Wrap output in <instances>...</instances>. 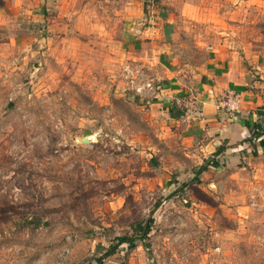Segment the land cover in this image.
I'll list each match as a JSON object with an SVG mask.
<instances>
[{
    "label": "rangeland",
    "instance_id": "1",
    "mask_svg": "<svg viewBox=\"0 0 264 264\" xmlns=\"http://www.w3.org/2000/svg\"><path fill=\"white\" fill-rule=\"evenodd\" d=\"M82 3L73 27H52L56 9L0 42V264H99L120 239L103 264H264V186L200 172L124 43L134 10ZM260 18L240 33L264 51ZM180 37L193 86L217 44ZM129 65L154 94L133 88Z\"/></svg>",
    "mask_w": 264,
    "mask_h": 264
},
{
    "label": "crops",
    "instance_id": "2",
    "mask_svg": "<svg viewBox=\"0 0 264 264\" xmlns=\"http://www.w3.org/2000/svg\"><path fill=\"white\" fill-rule=\"evenodd\" d=\"M98 1L0 0L1 46L5 28L17 27L18 19L34 23L44 18L45 12L59 9L61 19H54L52 27L69 28L75 25V13H86V8L83 12L76 9L78 2L91 5ZM120 2L123 10H134L123 13L129 25L124 41L127 50L144 67L153 69L159 85L155 105L162 106L176 122L174 134L189 155L202 159L207 168L202 173L208 177L226 175L230 188L244 186L245 177L264 186V51L255 47V38L248 40L240 33L247 25L261 26L264 0H158L154 5L120 0L105 1L103 7L113 8L111 4ZM248 12L254 20L246 24ZM115 15L118 11L103 14L109 19ZM181 35L206 46L217 44L207 47L206 61L198 69L193 86L188 84L189 72L179 61L177 43ZM230 93L241 97L239 110L234 113L219 110ZM175 108L183 115L173 117ZM211 185L216 186L213 181ZM225 196L229 199L231 195Z\"/></svg>",
    "mask_w": 264,
    "mask_h": 264
},
{
    "label": "built area",
    "instance_id": "3",
    "mask_svg": "<svg viewBox=\"0 0 264 264\" xmlns=\"http://www.w3.org/2000/svg\"><path fill=\"white\" fill-rule=\"evenodd\" d=\"M108 2L120 1V0H104ZM143 4L154 5L158 0H139ZM126 71L130 76H134L132 79L133 88L139 94H154L156 92V85L153 80L147 78L144 74H142V70H136L131 68V66L126 67ZM135 73L137 74L135 76ZM241 103V97L239 95L230 93L226 96L225 100L222 102V105L219 106V110H224L226 112L234 113L239 110V106Z\"/></svg>",
    "mask_w": 264,
    "mask_h": 264
},
{
    "label": "trees",
    "instance_id": "4",
    "mask_svg": "<svg viewBox=\"0 0 264 264\" xmlns=\"http://www.w3.org/2000/svg\"><path fill=\"white\" fill-rule=\"evenodd\" d=\"M175 111H177V113H176V115L174 114V112H172L171 113V115L174 117H180L181 115H183V112H181L179 109H177V108H175ZM207 170V168L206 167H202L201 169H200V172H204V171H206ZM143 236H146V232L144 233V235ZM125 242H128V243H130V240L128 241V239L126 240V239H120L119 240V242H118V245L117 246H114V247H112V248H110V250L101 258V260H100V262H99V264H103L104 263V261H103V259L106 257V256H110V255H113L115 252H116V250L118 249V247H120V245H122L123 243H125Z\"/></svg>",
    "mask_w": 264,
    "mask_h": 264
},
{
    "label": "water",
    "instance_id": "5",
    "mask_svg": "<svg viewBox=\"0 0 264 264\" xmlns=\"http://www.w3.org/2000/svg\"><path fill=\"white\" fill-rule=\"evenodd\" d=\"M86 141V143H89V140H85Z\"/></svg>",
    "mask_w": 264,
    "mask_h": 264
}]
</instances>
